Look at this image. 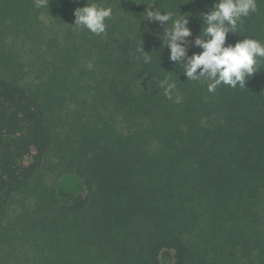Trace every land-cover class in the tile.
<instances>
[{
	"label": "trees",
	"instance_id": "16d2710c",
	"mask_svg": "<svg viewBox=\"0 0 264 264\" xmlns=\"http://www.w3.org/2000/svg\"><path fill=\"white\" fill-rule=\"evenodd\" d=\"M81 1L113 14L104 34L69 29L66 40L51 37L55 50L44 45L40 66L50 51L54 87L0 77V216L29 191L49 264H71V240L74 264H264V60L244 88L209 93L183 65L202 51L200 14L219 0ZM256 3L226 45L264 43V0ZM146 7L187 17L182 64L163 46L166 25L144 21ZM165 78L176 84L171 99ZM54 142L57 167L83 192L33 186Z\"/></svg>",
	"mask_w": 264,
	"mask_h": 264
},
{
	"label": "rangeland",
	"instance_id": "374dc122",
	"mask_svg": "<svg viewBox=\"0 0 264 264\" xmlns=\"http://www.w3.org/2000/svg\"><path fill=\"white\" fill-rule=\"evenodd\" d=\"M81 6V0H49L48 8L38 9L34 0H0V77L27 88L45 84L54 87L50 51L47 54L50 55V63L40 66L41 55L46 48L44 45L55 50L57 45L50 42L51 37L66 40V31L81 29L74 24V11ZM59 106L57 102L53 103L55 112L52 115L55 118ZM56 129L55 140L60 141L66 128L60 129L58 125ZM57 149L54 142L33 186L39 183L41 187L46 185L73 193L83 192L84 186L78 177L65 175L57 167L60 165L58 153H55ZM31 195L29 191L19 193L16 197L18 202L11 203L5 215L0 216V264H49L48 242L42 236L41 227H34L30 222L29 215L34 209ZM69 244L73 245L72 258L69 259L73 260L71 264L80 263L81 255L76 252L78 245L73 240ZM247 258L241 257L239 262L245 263ZM96 264L105 262L97 261Z\"/></svg>",
	"mask_w": 264,
	"mask_h": 264
},
{
	"label": "clouds",
	"instance_id": "9594fccd",
	"mask_svg": "<svg viewBox=\"0 0 264 264\" xmlns=\"http://www.w3.org/2000/svg\"><path fill=\"white\" fill-rule=\"evenodd\" d=\"M36 8H48L49 0H34ZM257 10L256 0H219L212 10L200 14L203 21V31L194 41L202 51L188 57L183 65V75L187 80H202L207 84V91L214 93L220 85L232 88H244L247 78L260 70V62L264 60V43L252 38H244L234 45H226L229 33L235 34L242 18ZM113 9L99 6L97 3L87 4L74 11L75 25L83 27L92 34L106 33V20L110 19ZM143 15L144 21L166 25L163 30V46L168 48L169 60L176 65L182 64L186 56L183 46L184 38L191 35L187 27L188 19L184 15L163 11L155 7H146ZM143 53L145 63L151 61L149 53ZM199 69V71H197ZM159 87L171 99L176 88L174 82L167 78L160 81ZM179 102V97H177Z\"/></svg>",
	"mask_w": 264,
	"mask_h": 264
}]
</instances>
